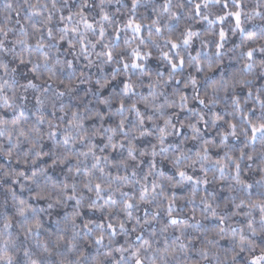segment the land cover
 <instances>
[{
    "label": "clouds",
    "instance_id": "9594fccd",
    "mask_svg": "<svg viewBox=\"0 0 264 264\" xmlns=\"http://www.w3.org/2000/svg\"><path fill=\"white\" fill-rule=\"evenodd\" d=\"M81 0H0V86L3 88V93L12 99L14 107L9 109L3 104H0V118L5 114L8 116L18 115L19 108H24V115L20 116L21 126L23 127L26 137H20V144H16L17 133L13 132L12 140H8L7 136H0V192L7 193V200L4 195H0V264H8V260L11 258L13 264H27L28 257L25 256V250L28 251V256L39 259L41 264H94V257L104 261V264H133L135 257L132 252L139 248L141 258L144 260V264H251L250 257L252 255H259L264 252V230L257 228V231L253 233L247 227L244 228L243 235L247 238L243 244H240V227L241 221L245 219L243 215H233L228 213L229 219L227 223L226 233L231 235L228 229H235L236 233L227 245H224L219 255H212L209 253L208 260H202L199 257V253L193 251L191 244L188 251H178L175 256H167L165 251L166 245L164 244L165 236L169 241V246L175 244L179 248L180 243H189L187 239L177 240L176 236L179 234H173V227L170 226L167 232H161V225L158 221L150 224L144 223L143 208L148 206L145 201H141L136 210L133 211V216L129 219L126 215L122 202L125 199L120 196V186L122 181L117 180L110 186L109 191L104 193V198L97 200L96 209L87 210V204L90 199L96 198L95 192H88L87 189L82 187L84 181V169H92L93 158L89 155L87 158L80 155V152L87 146V141L84 143L79 142V137L82 134L83 129H77L73 126H68L66 121L71 116L72 109L65 107L64 112L59 111V104L63 102L65 105H79L77 109L80 113V117L83 118L84 127L88 131V140L97 142L99 147H102L109 155V160L102 161V165L105 168V173L108 171L115 172V169L120 170V175L127 174L131 183H127L124 187L125 191H138L140 184L137 181L143 180V175L150 170L149 167V142L157 143L160 138L158 126L163 124L165 116H171L177 127L180 126V121H184V133L173 131L168 126V138L167 142L163 145L168 149L166 153H158V167L162 168L165 172V177H161L157 172L153 171L149 176V180H156V182L163 183L164 189L169 188L166 176L170 175L175 167L174 157L179 155L181 151L184 153V158L181 160L180 166H184L188 163V156H192L194 151L205 140L208 141L209 150L212 155L209 158L207 167L213 169L215 167L213 161L217 158L220 159L221 164L224 165L225 172L228 173L224 177L222 183L228 185L233 189L229 195H235L237 199L233 201V205L239 204L240 199L254 198L250 197V190L243 189L242 186L237 185L233 174L229 168L230 165L239 160L241 168L243 169V176L248 179L249 183H253L256 180L264 177V172L260 169L264 167V141L257 140L255 144L252 143L251 138L244 131L245 121L241 115V110L237 109L232 103V96L241 97V105L245 110L247 106L253 103L254 97L247 98L245 102L244 90L248 87H264V69L259 72H249L244 70L243 81L245 83L237 84L235 88H229L227 95L229 99H223L224 93L221 92L216 99L217 103L200 104L196 98L195 93L200 92L204 97L207 94L208 98L213 96L214 81H220L222 79L229 78L234 72L242 67L243 59L241 52L249 46L261 45L264 46V38H261V33H264V0H172V9L168 13H163L159 9V5L163 3V0H141L142 5L137 10L135 15L140 19V22L144 25L145 31L143 34V41L139 36L131 40L130 45L116 41L113 37V25L121 23V18L131 14L129 9L125 6L126 0H88L89 6L100 5L105 10L109 11V15L112 17V21L101 19L100 16L90 13L88 19L93 21L97 31L93 32L91 29L86 28L84 24H79V33L73 34L71 32L62 33L59 31L64 24L71 26L79 18L76 16L75 8L73 5L80 4ZM184 3L187 7L178 9V4ZM199 3L202 6V12L199 15H193V6ZM37 5V11L31 9V5ZM225 4L227 6H225ZM153 5L157 6L155 12L152 11ZM179 10L181 17V27H191L199 35L194 37L191 44L186 46L182 42L181 33L170 34L168 31V23L173 19L171 12ZM20 15L17 16L16 13ZM71 12L73 20L60 21L61 14L67 16ZM239 12L241 14L240 27L235 24V19L231 17V13ZM51 16V24L54 28V38L40 40V34L49 25L45 23L47 18ZM159 16L160 23L163 26V31L156 33L153 29V33L150 36L148 29L151 25V21ZM223 17V21L219 18ZM103 24L106 27V33L103 40H100L97 35L99 26ZM35 25V26H34ZM223 28L227 33L224 40V48L222 49V55H215V41L217 40L219 29ZM240 28H244L245 31L241 32ZM26 30V33H25ZM4 33H7L5 35ZM64 35L65 39L71 37L76 42V47L72 51L75 53L76 67L81 69L84 73L83 76L79 72H75L74 81L72 87L75 95L67 94L65 97H56L54 91L52 93L45 94L40 92L42 99H45V108L47 111H55L63 116V120L57 119L55 116L51 119L55 121L58 126L57 136L50 137L47 135L48 120L45 124L40 125L37 122V116L39 114V108L33 109L31 106H26L19 98L25 94V87L22 83L18 82V77L14 73L15 67L18 65L12 64L7 68V74H5L3 66L8 64V61L15 60L18 56H23V59L27 62L31 60L32 64L40 63L43 69V53H47V57L50 58L49 66L55 64V66L64 73V76L68 74V71L62 65L56 64V57L59 56L63 60L66 56L68 59H73V56L69 55L65 51L58 50V46L55 40L59 36ZM84 36L86 41L91 43H98V45L110 44L119 45L114 48V55H120L122 53H128L130 48H134L139 45L142 49L151 51L152 55L149 60L143 63L148 65L147 71H151L152 75L148 76L147 71L141 73L137 70L125 71L120 68L118 61L114 60L111 64L103 62V58H98L96 53L101 50L100 46L93 49L91 43L89 44V56L91 63L85 59L84 54L81 53L78 39L79 36ZM171 35L172 39H176L180 42L178 49H170L167 41ZM132 33L125 32V38H131ZM255 36V44L249 37ZM41 45H51V47H37V42ZM31 45V48L28 47ZM169 52L170 56L176 57L178 54L185 57L186 63L183 68H177L175 72H172L173 81L185 80L187 81L189 76H195L197 79L196 86L189 84L188 88H182L180 84H173V81H169L167 76L170 72L168 61L165 60L160 53ZM197 52L200 53L199 65L192 57H195ZM131 59L130 55L127 57ZM257 63H259L257 61ZM211 68V70H209ZM159 69L164 73V76L160 77L162 83L156 85L155 98L153 99L150 93L153 89L148 87L149 82L155 83L156 70ZM113 73L115 76H113ZM239 75V73H237ZM37 76L41 77L37 83L42 84L47 81L48 85L55 90L59 86V80L63 77H53L52 80L47 79V71L43 73L38 70ZM131 79V82L135 86V94L123 97L120 92V80ZM99 81V83H97ZM105 81L109 82V86H104ZM61 90H64L61 88ZM28 91H32L29 89ZM178 91H184L187 93L188 105L183 107L179 100L176 98L175 93ZM148 96L149 100H152V104L148 105L144 103L143 97ZM124 98L127 100L124 112H118L119 100ZM101 99L109 100V103H100ZM55 101L56 107L53 109L52 102ZM136 104L141 111L145 114V126H147L151 135L139 136L136 129L141 127L138 124L136 113L129 111V105ZM161 105L163 106L161 108ZM255 109L257 113L260 111V107L256 104ZM220 111L222 115L227 119L238 122L237 136L231 138V143L239 149L240 147L246 148L247 152L253 156V160H248L247 156L240 158L238 155L229 160L224 156L225 146L220 143V131L217 126L212 125V113ZM203 112L205 118L209 122L207 128L201 129L197 139H192V130L187 128L189 122H195L198 114ZM151 115L153 119L149 121L147 116ZM103 117V119H101ZM124 118L128 121V130L121 132L117 128L115 134L106 131L105 129L116 127L119 119ZM203 122L201 121V125ZM220 122H217L219 125ZM135 126V128L133 127ZM11 127V125H9ZM43 129V135L40 139H37V129ZM70 133L68 145H63L61 138L63 134ZM100 133H103L101 135ZM112 137V141L119 144L123 139L125 145L129 141L136 143L137 148L134 155L137 157L135 160L128 156L127 148H119L113 151L110 147L108 137ZM29 140L35 141V147L29 144ZM215 140V143L213 141ZM75 142V143H73ZM6 145L12 147V158H6L4 148ZM37 151H44L47 156L43 159L36 156ZM141 152H145V155H140ZM216 153L220 156L217 157ZM19 157V161L16 157ZM57 157L64 158L65 163L60 164ZM123 158L128 167L123 168L119 163V160ZM36 160L33 163V160ZM56 159L57 163L53 166L49 164V161ZM27 160L28 164L24 165L23 161ZM77 160H79V167L81 172L79 175L73 176V173L69 171L70 168L77 166ZM141 161L143 163H141ZM115 164V168L112 165ZM25 168L37 169V174L40 176V171L47 168L48 171L41 177V186L44 185V180L47 179L46 191H50L53 199L56 196H60L63 201L62 204H54L52 208H48L49 203H53V200H31L32 192L37 188V185L30 183V181L22 175H19L18 170ZM137 172L136 176H132V170ZM96 176L100 178L102 182H106L109 178L104 175L101 176L98 169H92ZM190 172H200V163L198 162L195 168H190ZM30 175V173H28ZM219 175V173H217ZM210 183L214 187L217 185V181L213 180L212 171L208 172ZM67 178L69 182H75L77 186L76 195L80 196L83 203L80 206L81 211L87 210V215L96 217L102 214L101 208L107 211L112 206V200L118 201L113 208V215H117L124 219L125 224L128 226L126 231L117 230L116 236H110L105 234L103 245H94L90 243L89 237H94L98 234L95 231L96 225H90L94 229L92 232L82 229L77 222L75 234L73 233L71 224L65 225L63 223V217L66 212H70V205L73 203L70 200L64 199L63 193L56 187H52V181L62 183ZM13 180L18 184H22L24 187L17 188V194L13 198L9 188L6 186L5 181L11 183ZM177 190L181 195H187L190 191L189 185L178 184ZM259 187L257 186V192L259 193ZM159 191V189H158ZM111 195L112 199L107 197ZM200 195H204L201 191ZM225 192H220L219 197L223 199ZM23 199L25 204L31 202L35 206L36 212L42 218L44 228L41 230L42 235L37 237L34 234H27V224H24L22 220L17 217L13 227H5L7 220V213L11 212L14 207L18 206V200ZM162 197L157 196L155 201L150 206L151 210L159 208L163 212ZM181 207L187 205L184 209V213L177 212L178 215L190 214L191 207L187 203L186 199L177 198ZM135 203V201H134ZM195 205L200 208L199 196L194 202ZM43 208L44 211L40 212ZM246 211L252 212L254 215L258 212V209H248ZM31 211V210H29ZM174 211H176L174 209ZM235 211H239L235 209ZM151 214V211H150ZM141 217L137 222L136 217ZM199 219V217H197ZM114 223L116 221H113ZM214 222V221H213ZM255 224L261 223L257 216L254 221ZM133 229H135L133 231ZM155 231V235H153ZM192 232V241H197V238L201 236V233L194 232L192 229L188 230ZM62 233L63 239H60L55 233ZM87 233V234H86ZM137 236H141L140 240ZM151 240V247L144 244L143 241ZM119 240V244L113 243ZM250 241V243H249ZM47 245V250L45 249ZM123 245L127 251L116 252V247ZM131 245V246H129ZM199 246V245H198ZM229 250L225 252L223 248ZM242 247V251H241ZM111 250L113 255L108 257L105 252ZM84 253L81 255V253ZM235 254V261L233 255ZM195 257V259H194Z\"/></svg>",
    "mask_w": 264,
    "mask_h": 264
},
{
    "label": "snow or ice",
    "instance_id": "6c2138e0",
    "mask_svg": "<svg viewBox=\"0 0 264 264\" xmlns=\"http://www.w3.org/2000/svg\"><path fill=\"white\" fill-rule=\"evenodd\" d=\"M125 6L129 9L131 14L127 15L126 17L121 18V23H116L113 25V37L116 41H120L123 44L130 45L131 40L135 39L136 36H139L141 41H143V34L145 31L144 25L140 22V19L135 15L137 10L141 7H145L142 5L141 0H126ZM225 6H227L225 4ZM33 11L39 15L37 11V5L33 4L30 6ZM75 8L76 16L79 18L75 23L71 26L69 24H64L59 31L62 33L71 32L73 34L79 33V24H84L86 28L91 29L93 32H96V26L93 21L88 19V15L90 13L94 15H98L103 20L112 21V17L109 15V11L105 10L100 5L89 6L88 0H81L80 4L73 5ZM159 9L163 13H168L172 9V0H163V3L160 4ZM178 9H182L187 7L184 3L178 4ZM157 9L156 5H153L152 11L155 12ZM202 12V6L197 3L193 6V15H199ZM17 16L20 15L19 12L16 13ZM173 19L168 23V31L170 34H175L177 32L181 33L182 35V42L189 46L194 37L198 36L199 33L195 32L191 27H181L180 21L183 19L180 15L179 10L175 12H171ZM231 17L235 19V24L237 27H240L241 23V14L239 12L231 13ZM72 21L73 15L71 12L65 16L61 14L59 17L60 21ZM223 21V17L219 18ZM52 17L49 16L45 23L49 26L41 32L40 40H45L46 37L44 32L47 34V39L54 38V28L51 24ZM35 26V25H34ZM153 29L156 33H160L163 31V26L160 23L159 16L156 19L151 21V25L148 29L149 35L151 36L153 33ZM241 32H244V28H240ZM125 32L132 33L131 38H125ZM26 33V30H25ZM106 33V27L101 24L99 26V30L97 35L99 36L100 40H103V37ZM7 35V33H4ZM227 36V33L224 31L223 28L219 29L217 40L215 41V55L220 56L222 55V49L224 48V40ZM261 38H264V33H261ZM255 44L256 37L252 36L249 37ZM55 43L58 46V50L65 51L69 55L73 56V59H68L67 56L61 60L59 56L56 57V64L62 65L65 69L70 70L68 74L64 76L63 72L53 64L49 66L50 58L47 57V53H43L42 56L45 57L43 59V69L41 68V64L38 62L36 64H32L31 60L25 61L23 56H18L15 60H9L8 64L3 66L5 74H7V68L9 65L16 64L18 65L14 69L15 75L18 77V82L22 83L25 87V94L22 95L19 99L24 102L26 106H31L33 109L39 108V114L37 116V122L40 125L45 124L46 119L48 120V131L47 135L50 137L57 136L58 126L56 125L55 121L51 118L56 117L59 120H63L64 117L60 116L59 113L55 111H47L45 108V99H42L40 96V92L45 94L52 93L54 91L56 97H65L67 94H73L74 89L72 87V83L74 81V73L79 72L81 76L84 75L83 71L76 67L75 60V53L72 51L76 47V42L71 38L65 39L64 35L59 36L58 39L55 40ZM79 47L81 53L84 54L85 59L91 63V58L89 56V44L91 41H86L84 36H79L78 39ZM167 44L170 49H178L180 46V42L176 39H172L171 35L167 41ZM51 47V45H41L39 41L37 42V47ZM100 46L101 50L96 53L98 58H103V62L107 64H111L114 60L118 61L120 68L125 71H132L137 70L141 73L147 71L148 65L146 62L149 60V57L152 55L151 51L145 52L139 45L134 48H130L128 53H122L120 55H114V48L119 47V45H110V44H103L98 45V43H91V47L93 49ZM31 48V45H28ZM130 55L131 59L129 60L127 57ZM160 55L168 61V66L170 72L167 76L169 81H173L172 72H175L176 69L183 68L184 64L186 63L185 57L182 55H177L176 57L170 56L169 52L162 51ZM241 57L243 59L242 67L234 72L229 78L222 79L220 81H214L213 87V96L211 98L207 97L205 94L204 97L201 96L200 92L197 91L195 93L196 98L199 100L200 104L206 103H217L218 100L216 97L223 92L225 95L223 99H229L227 95L229 88H235L237 84L245 83L243 81V73L244 70H248L249 72H259L264 69V46L256 45V46H249L241 52ZM193 60L197 62L199 65L200 62V53L197 52L195 57H192ZM257 61L259 63H257ZM40 70L42 73L47 71V79L52 80L53 77L61 76L62 79L59 80V86L53 90L45 81L42 84H38L37 81L41 78L36 75L37 71ZM211 70V68H209ZM156 81L155 83L149 82L148 87L153 89V92L150 93L153 99L155 98V88L156 85L162 83L160 80L161 76H164V73L161 72L159 69L156 70ZM239 73V75L237 74ZM147 75L151 76L152 72L147 71ZM113 76L115 74L113 73ZM99 83V81H97ZM173 84H180L182 88H188L189 84L192 86H196L197 79L195 76H189L188 80L185 81L175 80ZM120 92L123 94V97H127L130 94H135V86L131 82V79L128 80H120ZM104 86H109V82L105 81ZM64 89V90H61ZM31 89L32 91H28ZM176 98L179 100L183 107H187L188 105V95L184 91H178L175 93ZM254 97L253 103L247 106V110L243 108L241 105V97L240 96H232L231 100L232 103L235 105L237 109L241 110V115L245 121L244 131L248 134L251 138L253 144L257 142V140L264 141V87H248L244 90V99L245 102L247 98ZM144 103L151 105L152 100H149L148 96L143 97ZM100 103L107 104L109 100L101 99ZM0 104H3L5 107L12 109L14 107L12 103V99H10L7 94L3 93V88L0 86ZM127 104V100L121 98L119 100V107L117 109L118 112H124L125 106ZM258 104L260 107V111L257 113L255 109V105ZM52 107L55 109L56 103L55 101L52 102ZM65 107H69L72 109L71 116L67 119L66 123L68 126H73L77 129H83L82 134L79 137V142L84 143L87 141V146L84 150L80 152V155L87 158L89 155L93 158L92 169H98L101 176L106 175L109 179L106 182H102L96 173L92 169L85 168L84 169V181L82 187L87 189L88 192H95L96 198L90 199L87 204V210L96 209V202L99 199L104 198V193L109 191L110 186L113 182L120 180L122 184L120 186V196L124 197L125 199L122 202V207L124 208L126 215L129 219L133 216V211L136 210L137 205L141 201H145L148 206L143 208V218L144 223L150 224L152 222L158 221L161 225V232H167L170 226L173 227V234H179L176 236L177 240H184L187 239L189 243H180L179 248L172 244L169 246V241L167 236H165L164 244L166 245L165 251L167 256H175L178 251H188L189 245L191 244V248L193 251L199 253V257L202 260H208L209 253L211 252L212 255H219L221 248L224 245H227L229 241L234 238L236 230L235 229H228L231 232V235L226 233L227 223H228V213H232L233 215H243L246 217L241 221L240 227V244L242 245L243 242L247 239L243 233L244 228L247 227L250 231L255 233L257 228L264 230V177L261 179L254 181L253 183H249L248 179L243 176V169L239 163V160H236L235 163L229 166L231 173L233 174V179H235L237 185L242 186L243 189L250 190V197L248 199H240L239 204L233 205V201L237 199V197L233 195H229L232 193L233 189L228 185L222 183L224 177L228 175L225 172L224 165L221 164L220 159L217 158L213 161L215 167L213 169H209L207 167V163L209 162V158L212 153L209 150L208 141L205 140L200 144V146L194 151L192 156H188V163L184 166H180L181 160L184 158V153L181 151L179 155L174 157V170L170 175L166 176L167 182L169 184V188L167 190L164 189V184L157 183L156 180H149V176L152 175V172L155 171L158 173L159 176L165 177V172L162 168L158 167V153H166L168 151L163 145L167 142L168 138V126H170L173 131L179 132L181 134L184 133V121H180V126L177 127V124L173 122L171 116H165L163 124L158 126V130L160 133V138L158 140V144L160 147H157V143L149 142V150L147 155H149V167L150 170L143 175V180L137 181L140 184L139 190L134 192L131 190L125 191L124 187L127 183H131L128 179L127 174L121 176L120 170L115 169V172L108 171L105 173V168L102 165V161L109 160V155L104 151L102 147H99L97 142L88 140V131L87 128L84 127L83 118L80 117V113L77 110L80 106L79 105H65L63 102L59 104V111L64 112ZM163 106L161 105V108ZM129 111H134L136 113L138 124L141 126L136 131L138 132L139 136L151 135L150 129L145 126V114L141 111V109L136 104L129 105ZM24 115V108H19L18 115H4L0 118V136H7L8 140H12L13 132L17 133L16 144H20V137L25 136L26 133L21 126V122L19 117ZM103 119V117H101ZM147 119L151 121L153 117L151 115L147 116ZM201 121L203 124L201 125ZM220 122L217 125V122ZM11 125V127H9ZM212 125L217 126L218 129H223L220 131V143L225 146L224 156H226L229 160H233L237 155L240 158H244L247 156L248 160H253V156L247 152L246 148L240 147L236 149L234 145L231 143V138L237 136V127L238 122H234L233 120L227 119L226 116L222 115L220 111H216L212 113ZM209 126L208 120L205 118V114L200 112L198 114L197 120L195 122H189L187 124V128L192 130V139H197L198 134L201 132L202 127L207 128ZM135 128V126H133ZM117 128L121 132H126L128 130V121L124 118L119 119L118 124L116 127H109L105 129L113 134L117 132ZM38 135L37 139H40L41 136L44 134L43 129L36 130ZM103 135V133H100ZM70 133L65 132L61 138V142L63 145H68L70 143L69 140ZM27 138V137H26ZM108 140L110 142V147L113 151L117 149V147L123 149L127 148L128 156H131L133 160L137 157L134 155L136 152L137 144L129 141L127 145L123 142V139L120 140L119 144L117 142L112 141V137L109 136ZM75 143V142H73ZM215 143V140L213 141ZM29 144L32 147H35V141L29 140ZM12 147L11 145H6L4 148L6 158H12ZM145 152H141L140 155H145ZM217 157L220 156L219 153H216ZM36 156L38 158H45L47 153L44 151H37ZM57 157L59 159L60 164L65 163V159ZM16 159L19 161V157L17 156ZM36 160H33L35 163ZM200 163V172H190V168H195L197 163ZM57 163L56 159L49 161V164L55 165ZM119 163L123 168H127L128 165L124 161L123 158L119 160ZM141 163H143L141 161ZM24 165L28 164L27 160L23 161ZM115 168V164L112 165ZM48 171L47 168H44L40 171V176L37 174V169L35 168H25L18 170L19 175L25 176L30 183L37 185V188L31 194V200H53V203L48 204V208H52L54 204H62L63 201L61 200L60 196H56L54 199L51 195L50 191H46L47 187V179L44 180V185L41 186V177ZM69 171L73 173V176L79 175L81 172V168L79 167V160H77V166L75 168H70ZM212 171L213 173V180L217 181L216 187L213 186L212 183L209 181L208 172ZM261 172H264V167L260 169ZM30 173V175L28 174ZM219 173V175H217ZM132 176H136L137 172L135 169L132 170ZM6 186L9 188L13 198H15L17 194V188H23L22 184H18L17 181L13 180L11 183L5 181ZM178 184H185L189 185L190 191L187 195H181V193L177 190ZM257 186L259 187V193L257 192ZM52 187L58 188L64 196V199L70 200L73 203L70 205L71 211L66 212L63 217V223L65 225L71 224L73 233L75 234V229L77 226V222L79 223L82 229L87 230V232L94 231L90 225H96L95 231L98 233L94 237H89L90 243L94 245H103L104 244V237L105 234H109L110 236H116L117 230L126 231L127 225L124 222V219L113 215V208L118 203L116 200H112V206L104 211L101 208L102 214L96 217L88 216L87 210L81 211L80 206L83 203L80 196L76 195L77 186L76 183L69 182L67 178L64 179L62 183H58L56 181H52ZM159 189V191H158ZM201 191H203L204 195H200ZM220 192H225L223 199L219 197ZM0 195L5 196V200H7V193L0 192ZM162 197V204H163V212L159 210V208L155 210H151L150 206L155 201L156 197ZM199 196L200 204L202 207L198 208L195 205V201ZM178 197L180 199H186L187 203L193 205L190 210V214L188 215H178L179 213H184V209L187 207H181L178 203ZM109 200L112 199L111 195L107 197ZM135 201V203H134ZM245 208L248 209H258V212L254 215L250 211H246ZM174 209L176 211H174ZM238 209L239 211H235ZM31 210V211H29ZM44 209L41 208L40 212H43ZM151 211V214H150ZM257 216L259 217L261 223L259 225L255 224L254 221L256 220ZM19 217L24 224H27L28 227L26 228L27 234H34L35 236L39 237L42 235V229L44 228L43 221L39 213L36 212L35 206L29 202L25 204L23 199L18 200V206L14 207L11 212L7 213V220L5 223V227H13L16 218ZM199 217V219H197ZM141 217H136L137 222H139ZM113 221H116L115 223ZM214 221V222H213ZM192 229L194 232L201 233V236L197 238V241H192V232L188 230ZM135 229H133L134 231ZM87 234V233H86ZM60 239H63L62 233H55ZM153 235H155V231H153ZM142 237L137 236V239L140 240ZM113 243L119 244V240L114 241ZM144 244H147L151 247V240L145 239L143 241ZM250 243V241H249ZM199 245V246H198ZM131 246V245H129ZM45 249L47 250V245H45ZM116 252H125L127 249L120 245L116 247ZM225 252H227L228 248H223ZM241 247V251H242ZM84 253L82 252L81 255ZM105 255L111 257L113 255L112 251L109 249L105 252ZM132 255L135 257L133 264H144V260L141 258L140 249L137 248L132 252ZM25 256L28 257L27 264H41L39 259H34L28 256V251L25 250ZM235 254L233 255V260L235 261ZM94 264H104V261L99 259L98 257H94ZM195 259V257H194ZM251 264H264V252H261L259 255H252L250 257ZM8 264H13L12 259L8 260ZM63 264V262H62ZM118 264V262H117ZM155 264V261H154ZM167 264V261H165ZM199 264V261L196 262ZM210 264V262H209Z\"/></svg>",
    "mask_w": 264,
    "mask_h": 264
}]
</instances>
